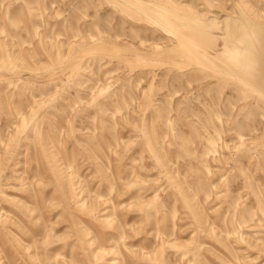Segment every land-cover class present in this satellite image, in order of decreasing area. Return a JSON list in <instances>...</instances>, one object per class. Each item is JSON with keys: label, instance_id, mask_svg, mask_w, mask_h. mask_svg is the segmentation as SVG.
I'll list each match as a JSON object with an SVG mask.
<instances>
[{"label": "rangeland", "instance_id": "1", "mask_svg": "<svg viewBox=\"0 0 264 264\" xmlns=\"http://www.w3.org/2000/svg\"><path fill=\"white\" fill-rule=\"evenodd\" d=\"M0 264H264V0H0Z\"/></svg>", "mask_w": 264, "mask_h": 264}]
</instances>
